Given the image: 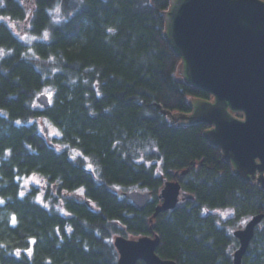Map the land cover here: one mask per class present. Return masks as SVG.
<instances>
[{
	"label": "trees",
	"instance_id": "trees-1",
	"mask_svg": "<svg viewBox=\"0 0 264 264\" xmlns=\"http://www.w3.org/2000/svg\"><path fill=\"white\" fill-rule=\"evenodd\" d=\"M33 1L0 0V264H118L119 235H158L157 254L177 264H234V229L257 216L242 264H264V189L237 175L207 126L159 109L190 114L193 99L211 98L178 74L171 0ZM33 176L50 206L25 189ZM171 181L193 200L154 218ZM123 191L152 199L139 210Z\"/></svg>",
	"mask_w": 264,
	"mask_h": 264
},
{
	"label": "water",
	"instance_id": "water-1",
	"mask_svg": "<svg viewBox=\"0 0 264 264\" xmlns=\"http://www.w3.org/2000/svg\"><path fill=\"white\" fill-rule=\"evenodd\" d=\"M167 13V37L182 59L184 78L207 92L212 100L192 104V113L165 111L172 124L206 125V139L219 148L239 177L255 181L264 189V1L262 0H171ZM50 107L46 94L38 98ZM236 114L242 115L241 117ZM139 210L151 202L150 192L124 194ZM182 196V198H181ZM154 218L174 210L182 200L178 181L166 182ZM263 217L251 219L234 232L240 242L234 264H242ZM158 235L114 238L118 264H177L163 260L157 250Z\"/></svg>",
	"mask_w": 264,
	"mask_h": 264
},
{
	"label": "rangeland",
	"instance_id": "rangeland-1",
	"mask_svg": "<svg viewBox=\"0 0 264 264\" xmlns=\"http://www.w3.org/2000/svg\"><path fill=\"white\" fill-rule=\"evenodd\" d=\"M24 3H25V5L27 7L31 8L33 6V4H34V1L33 0H24ZM55 15H56L55 16L56 19H59L62 16L60 10H58L55 13ZM10 24H11V27H12L13 31L15 32V34L19 38H21L23 41H25V42H32L34 40H38L37 37H34L33 35L30 34V32L28 30V24L27 23L10 22ZM183 70H184V67H183V64L181 63V65L179 67L178 74L182 78H184V72H183ZM45 124L47 125V127L44 128L43 130H44V132L46 131V134L48 136H54V137H58L59 136V133L56 131V129H54V127H52V125H49L48 123H45ZM23 185H24L25 189H30V187L33 186V185L36 186V187H38V188H40L42 190V192L40 193V195L38 197L39 201L43 202L47 206H50V200H45V198H46L45 195L47 194V192H46L47 185L42 182V180L40 179V177L33 176L31 178L25 179L23 181ZM129 192H131V191H127V192L123 191V194L129 193ZM53 193L56 194V189L55 188H53ZM75 196L76 195L73 194L70 197H75ZM215 212L217 214L221 215L224 218H228V217H230V216L233 215V212L230 211V210H225V211L224 210H220V211H215ZM244 222L241 225L236 226L235 229H234V232L235 231H238L240 229H244L245 226L248 223L247 221H246V223H244ZM115 237H117V236H115ZM125 238L132 239V237L130 235H126Z\"/></svg>",
	"mask_w": 264,
	"mask_h": 264
},
{
	"label": "flooded vegetation",
	"instance_id": "flooded-vegetation-1",
	"mask_svg": "<svg viewBox=\"0 0 264 264\" xmlns=\"http://www.w3.org/2000/svg\"><path fill=\"white\" fill-rule=\"evenodd\" d=\"M211 100H212V99H211ZM198 101H199V99H193L192 102H191V106H192V104H194V103H196V102H198ZM237 115H240V114H236V116H237ZM183 125H184V124H183ZM207 128H208V127H207ZM209 129H211V127H209V128L207 129V131H208ZM183 193H184V192H183V190H182V194H183ZM181 198H182V196H181ZM181 198H180V200H181L180 203L186 201V200H182ZM180 203H179V204H180Z\"/></svg>",
	"mask_w": 264,
	"mask_h": 264
},
{
	"label": "bare ground",
	"instance_id": "bare-ground-1",
	"mask_svg": "<svg viewBox=\"0 0 264 264\" xmlns=\"http://www.w3.org/2000/svg\"><path fill=\"white\" fill-rule=\"evenodd\" d=\"M212 99V97L210 98V100ZM206 126V125H205ZM208 129V128H207ZM259 184V183H258ZM260 185V184H259Z\"/></svg>",
	"mask_w": 264,
	"mask_h": 264
},
{
	"label": "snow or ice",
	"instance_id": "snow-or-ice-1",
	"mask_svg": "<svg viewBox=\"0 0 264 264\" xmlns=\"http://www.w3.org/2000/svg\"><path fill=\"white\" fill-rule=\"evenodd\" d=\"M244 223H246V221Z\"/></svg>",
	"mask_w": 264,
	"mask_h": 264
}]
</instances>
